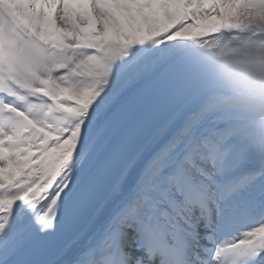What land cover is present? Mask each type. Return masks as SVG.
Segmentation results:
<instances>
[{"label":"snow or ice","instance_id":"6c2138e0","mask_svg":"<svg viewBox=\"0 0 264 264\" xmlns=\"http://www.w3.org/2000/svg\"><path fill=\"white\" fill-rule=\"evenodd\" d=\"M0 264H264V0H0Z\"/></svg>","mask_w":264,"mask_h":264}]
</instances>
